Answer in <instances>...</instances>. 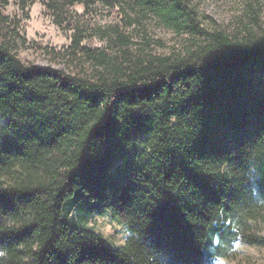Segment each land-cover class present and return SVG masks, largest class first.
<instances>
[{"label":"trees","instance_id":"16d2710c","mask_svg":"<svg viewBox=\"0 0 264 264\" xmlns=\"http://www.w3.org/2000/svg\"><path fill=\"white\" fill-rule=\"evenodd\" d=\"M9 1L0 0V264H220L237 244L263 245L259 11L210 27L194 0H15L24 15L7 14ZM38 1L72 31L69 45L44 47L71 71L19 55ZM75 5L118 11L119 22L96 29L105 46L84 43ZM147 20L181 36L180 48L154 51ZM95 215L124 223V245L88 224Z\"/></svg>","mask_w":264,"mask_h":264},{"label":"rangeland","instance_id":"374dc122","mask_svg":"<svg viewBox=\"0 0 264 264\" xmlns=\"http://www.w3.org/2000/svg\"><path fill=\"white\" fill-rule=\"evenodd\" d=\"M198 9L206 17V24L210 27L219 25L227 27L237 18H242L243 14L251 10V6L259 11L260 20L264 24V0H194ZM73 10L79 14L80 22L86 28L88 37L84 43L95 47H102L107 44L101 33L96 30L98 27L104 29L109 25L119 22L118 11L110 10L99 5L97 13H85L82 5H75ZM7 14L18 13L24 15L19 9L15 0H10L5 7ZM244 18V17H243ZM25 35L28 39L26 46L19 49L20 57L29 63L42 67H53L71 71L64 62L52 60L46 54L45 46L62 49L71 42L72 31L62 30L53 23L52 17L45 12V7L41 2L32 4L28 10V17L23 20ZM147 37L152 40L151 47L158 53H170L180 48L181 36L170 29L164 28L154 20H147L144 24ZM130 29V28H129ZM143 27L134 25L130 30L135 33L137 40L143 35ZM138 35V36H137ZM77 216V212H75ZM84 219V218H83ZM88 224L93 225L101 231L107 238L115 241L118 246L124 245L129 230L124 223L106 215H95ZM86 221V220H84ZM220 264H264V242L261 246H252L248 243L237 244L236 251L231 258L222 259Z\"/></svg>","mask_w":264,"mask_h":264}]
</instances>
